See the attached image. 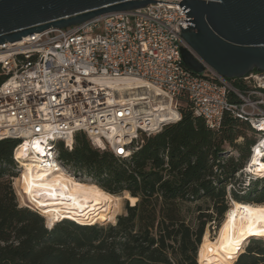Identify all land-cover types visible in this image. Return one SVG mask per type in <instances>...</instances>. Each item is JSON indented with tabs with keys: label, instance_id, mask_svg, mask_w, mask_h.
Returning <instances> with one entry per match:
<instances>
[{
	"label": "built area",
	"instance_id": "built-area-1",
	"mask_svg": "<svg viewBox=\"0 0 264 264\" xmlns=\"http://www.w3.org/2000/svg\"><path fill=\"white\" fill-rule=\"evenodd\" d=\"M181 2L156 0L0 44V73L5 76L0 84V140L20 141L12 154L19 174L21 161L29 159L41 170L55 173L60 168L77 179L60 159L56 143L62 141L71 150L78 131L93 146L129 158L142 134L177 122L182 105L211 129H218L226 114L246 122L256 135L250 158L259 150L262 159L264 71L228 78L208 66L202 74L186 68L181 30L190 17ZM117 79L137 81L152 99L125 97ZM159 102L165 108L153 106ZM168 109L172 114L161 115ZM25 143L26 158H19L15 150ZM251 167L249 160L242 170L247 179L264 175Z\"/></svg>",
	"mask_w": 264,
	"mask_h": 264
},
{
	"label": "trees",
	"instance_id": "trees-1",
	"mask_svg": "<svg viewBox=\"0 0 264 264\" xmlns=\"http://www.w3.org/2000/svg\"><path fill=\"white\" fill-rule=\"evenodd\" d=\"M4 79L0 73V84ZM180 113L177 122L142 134L126 159L93 146L83 131L71 150L56 143L78 180L130 195L131 206L106 225L63 218L48 227L39 212L20 206L12 187L20 141L0 140V264H198L206 225L218 226L230 202L264 205V175L242 173L256 141L246 122L226 114L211 129L188 105ZM198 201L205 205H196L189 222L182 204ZM234 264H264V239L250 237Z\"/></svg>",
	"mask_w": 264,
	"mask_h": 264
},
{
	"label": "water",
	"instance_id": "water-1",
	"mask_svg": "<svg viewBox=\"0 0 264 264\" xmlns=\"http://www.w3.org/2000/svg\"><path fill=\"white\" fill-rule=\"evenodd\" d=\"M156 0H0V44L49 27L65 28L93 17L142 8ZM190 24L181 30L186 68L208 66L232 78L264 71V0H182Z\"/></svg>",
	"mask_w": 264,
	"mask_h": 264
},
{
	"label": "bare ground",
	"instance_id": "bare-ground-1",
	"mask_svg": "<svg viewBox=\"0 0 264 264\" xmlns=\"http://www.w3.org/2000/svg\"><path fill=\"white\" fill-rule=\"evenodd\" d=\"M121 86L127 98L152 99L151 92L141 89L143 85L131 79H117L114 81ZM164 107V102L153 106ZM165 108V107H164ZM173 111L168 109L161 115L167 116ZM147 120H150L147 119ZM26 145L22 144L15 150L19 158H26ZM251 169L258 175L264 174L261 153L257 151L251 158ZM23 169L21 177L16 179L21 192L33 206L38 208L46 218V225L51 227L55 222L69 218L79 223L111 220L119 209L120 197L111 195L97 185L78 180L58 168L57 172L45 171L29 159L21 161ZM246 206L237 207V206ZM247 209V210H246ZM263 204H250L232 201L225 213V220L214 241L205 231L197 252L199 264H232L243 251L244 244L250 237L262 238L264 235H251L249 231L264 229V217L259 210ZM243 234V235H242ZM239 240V246L231 243Z\"/></svg>",
	"mask_w": 264,
	"mask_h": 264
},
{
	"label": "rangeland",
	"instance_id": "rangeland-1",
	"mask_svg": "<svg viewBox=\"0 0 264 264\" xmlns=\"http://www.w3.org/2000/svg\"><path fill=\"white\" fill-rule=\"evenodd\" d=\"M66 174V173H65ZM21 177V172L19 174V176L13 178L12 180V183L15 182L16 184V187H14V185L12 184V187L14 189V192H15V195H16V198H17V201H18V204L22 207H27V205H30L29 204V201L27 200L26 196L21 192L20 190V186L18 185V182L16 181V179H19ZM85 179L88 180V182L90 181L87 177H85ZM92 183V182H91ZM94 184V183H93ZM96 185V184H95ZM120 197V204H119V209L115 212L116 214H114L113 218L111 220H107V221H104V222H100V221H91V222H96L97 224H100V225H106V224H110V223H114L115 220H116V217L119 215V214H123L125 212V206L126 204H128L129 206H131L130 202L126 199L130 198V195L127 193V192H122L120 195H118ZM197 204H202L203 206L205 205L203 203V201H198L197 203H183L182 204V212L184 214V216L186 217V219L189 221V222H194V219L197 215V211H196V205ZM230 204H232V202H230ZM231 206V205H230ZM33 207V206H32ZM28 208V207H27ZM36 210H38L37 212H39L41 215L42 213L40 212V210L36 207H34ZM34 209V210H35ZM35 210V211H36ZM43 216V215H42ZM44 217V216H43ZM44 220H45V223H46V218L44 217ZM73 220V219H72ZM225 220V214L223 215L222 217V220L220 222V224L215 225V224H207L206 227H205V231H208L209 233V236H210V239L212 241L215 240V238L217 237L218 235V232L220 230V228L222 227V224ZM220 225V226H219ZM248 244V240L246 241V243L244 244V247H243V251L245 250V247L247 246ZM242 251V252H243ZM199 264V263H198ZM234 264V262L232 263Z\"/></svg>",
	"mask_w": 264,
	"mask_h": 264
},
{
	"label": "snow or ice",
	"instance_id": "snow-or-ice-1",
	"mask_svg": "<svg viewBox=\"0 0 264 264\" xmlns=\"http://www.w3.org/2000/svg\"><path fill=\"white\" fill-rule=\"evenodd\" d=\"M34 146L37 147V150H39V142L38 141L37 142H34ZM120 151L122 152L123 150L121 149ZM262 167H264V165H262ZM237 207H245L246 208V206H239V205ZM259 214L262 217H264V209H260L259 210ZM249 234H251V235H264V229H260L258 231H251V229H250ZM231 243L235 244L238 247L240 241L239 240H233V241H231Z\"/></svg>",
	"mask_w": 264,
	"mask_h": 264
}]
</instances>
